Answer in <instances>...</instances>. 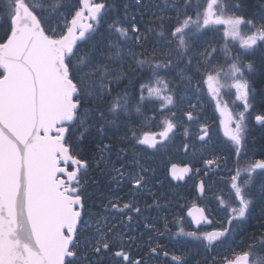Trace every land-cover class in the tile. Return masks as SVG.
Returning a JSON list of instances; mask_svg holds the SVG:
<instances>
[{
    "label": "snow or ice",
    "instance_id": "snow-or-ice-1",
    "mask_svg": "<svg viewBox=\"0 0 264 264\" xmlns=\"http://www.w3.org/2000/svg\"><path fill=\"white\" fill-rule=\"evenodd\" d=\"M171 3L173 10L183 11L184 19L165 38L176 41L175 47H169L165 53H161V48L166 45L151 39L153 34L164 37L165 20L152 0H135L147 17L142 28L112 26L119 37L127 39L129 32L133 33L131 39L138 51L125 44L127 52L119 39L106 46L93 42L94 25L100 24L106 7L102 2L92 4L90 0H82L83 6L72 19L64 18L63 28L53 26L64 6L63 0H40L38 5L31 6L25 0L0 3V10L6 13L10 24L9 34L0 42V264H113V258L119 264H145L143 258L130 256L137 238L125 231L133 222V215L128 213L143 215L138 202L109 199L103 205L104 212L93 213L86 207L83 183L89 170L95 168L101 172L111 169L114 173L111 179L117 184L127 179L134 189L133 195L147 187L149 169L138 158L133 157L134 168L129 170L130 166L123 163L116 167L113 155L121 160L138 145L153 150H158L159 145L162 149L177 127L172 109L183 97L176 96L177 90L170 87L174 81L165 79L161 70L175 73L181 82H186V87L191 86L197 73H202V82L208 84L213 94L223 87L220 81L223 67L211 63L216 48L207 41L203 51L195 47L203 39L198 34H215L221 25L225 58H229V38L232 42L238 40L242 50L231 57L233 62L226 75L231 80L228 86L235 89L236 100L242 102L244 111L237 113L232 121L235 127L226 135L237 156L245 147L246 113L253 107L256 95L246 76L253 73L254 64L250 59L244 63L241 57H255L259 52L260 64L264 65V13L258 17L247 15L243 0L240 3L171 0ZM124 10L127 13V5ZM188 10L194 11L195 19L187 15ZM85 11L91 23L83 22ZM242 28L247 29L246 34H242ZM89 43L91 49L81 48V44ZM173 54L177 62L173 61ZM135 73L141 74L139 81H134ZM124 83L133 84L138 90L136 114L144 115L145 101L158 104L153 109L155 113L169 112L159 140L155 134H138L130 127L129 93L121 88ZM189 108L191 111L183 115L191 121L196 105L190 104ZM155 118L153 115L149 119ZM255 121L264 125V114L256 115ZM202 132L200 139L204 140L207 128H202ZM206 163L211 165L215 160ZM257 169L264 170V160L243 169L248 173L243 186L237 183L240 169L232 177L238 206L231 207L227 227L198 235L185 232L181 225L177 235L190 236L206 249L227 237L234 222L251 215L254 200L248 182ZM190 171L185 168L178 175L173 165L171 175L183 179V173ZM203 190L201 182V193ZM153 203L158 207L155 198ZM150 208L152 205L145 204L144 211ZM198 211L207 220L204 209ZM120 216L125 219H119ZM193 219L199 225L200 219L195 216ZM144 227L152 225L145 222ZM164 227L168 230L167 223ZM257 243L264 249V234ZM158 247L149 244L148 256L157 255ZM256 251L252 249L253 253ZM109 254L111 257L105 259ZM249 256L250 253H244L237 260L249 264ZM173 260L185 264L181 256H173ZM251 264H264V255H253Z\"/></svg>",
    "mask_w": 264,
    "mask_h": 264
},
{
    "label": "rangeland",
    "instance_id": "rangeland-1",
    "mask_svg": "<svg viewBox=\"0 0 264 264\" xmlns=\"http://www.w3.org/2000/svg\"><path fill=\"white\" fill-rule=\"evenodd\" d=\"M25 1L30 6L33 4L38 5L40 2V0ZM81 2L82 0H63L64 6L57 20L53 21V26L59 25L60 28H63L65 24L64 18L66 17L70 21L75 12L80 9ZM200 2L203 3V0H200ZM0 3H2V0H0ZM152 4L159 6V14L163 15L165 20L163 28L164 37L153 34L151 39L154 43L166 45L161 48V53H165L169 47H175L176 45V41L165 38L183 21L184 13L183 11L177 12L173 10L171 0H152ZM193 8H195V4ZM187 15L195 19L193 10H188ZM129 22L127 17H115L112 16L111 11L106 10L101 15L100 24L98 26L95 25V32L92 34L93 42L99 41L106 46L111 41L119 39L122 47L126 44L128 47H132L134 51H138V48L134 46V41L131 39L133 33L129 32V38L125 39L124 37H119L112 30L113 25L128 28L130 27ZM219 29L220 31L215 34L211 32L207 35H203L202 33L198 34L203 39L195 47L203 51V47L206 46L204 41H207L212 47L216 48L217 51L213 53V61L211 63H213L214 67H223V73L220 77L223 87L217 86L219 87V91L213 94L208 84L202 82V73H197L192 79L191 86L186 87V82H181L175 73L167 74L165 70H161V75L165 79L174 81V84L170 85V87H174L177 90L176 96L183 97L177 103L176 107L172 109L176 113L174 122L177 127L173 133H170V138L165 141V147L162 149H160L159 145L158 150L138 145L134 150L127 151V154L121 160H117L115 155H113L116 167H120L123 163L130 166L129 170H133L134 168L133 157L138 158L140 164L149 169L147 174L149 183L147 187L133 195L134 189L131 188L127 179L119 184L112 181L111 177L114 173L111 172V169L105 172L97 169L98 176L95 168L90 169L87 181L83 183L82 193L85 198V203L86 201L88 202L87 208H90L93 213L104 212L103 205L109 199L122 202H129L135 199L138 202L143 211V215L137 217L133 213H128L129 215H133V222L131 227L126 228L125 231H130L137 238L136 244L132 245L130 254L132 252V257L135 259L143 258L145 264H177V261L173 260V256H181L185 264H214L215 262L223 261L231 255L243 252L245 250L244 248H247V252L253 255H260L256 254V252L253 253V248H249V246L244 244L242 229L248 217L243 221L234 222L230 234L209 249H206L200 241L190 236L177 235L181 225L185 232H196L198 235L221 231L227 227L226 221L230 217L231 207L238 206L235 189L232 187V177L236 176L237 169H240L237 183L243 186L244 182L248 179V173L243 169L248 164L255 162L253 150L251 147H248L252 133L251 118L257 114L262 115L264 113H260L254 107V104L246 113V144L241 149L239 156H237L235 146L226 135V132L235 127L232 121L236 118L237 113L244 111V109L242 102L236 100L235 89L228 86L231 80L226 74L229 71L230 64L233 62L231 57H235L242 50L237 40L236 43L238 46L236 52L231 53V42H228L230 52L228 53L229 58L226 59V54L223 51L225 41L222 38L224 26H219ZM9 31L10 24L6 13L0 10V39L4 41ZM241 31L242 34L247 33V29L242 28ZM128 47H124L125 52L128 51ZM81 48L91 49L92 44H83ZM192 54L195 58V54ZM241 59L244 63H247L244 61L245 58L243 56ZM173 61L177 62L174 54ZM129 63L132 62L129 61ZM212 74L215 75L214 72ZM133 75L134 81L140 80V73ZM246 76L250 80V74L246 73ZM138 95L137 88L135 93L131 91L129 94L130 115L127 118L131 121L130 127L136 130L138 134L162 132L164 130L163 121L169 118V112L163 110L162 113H155L153 109L158 104L145 101L147 106L143 110L144 115L140 116L136 114L134 106L137 103L135 98ZM190 104L196 105V110L193 111L194 119L191 121L183 115V113L191 111L189 108ZM153 115L156 118L154 120L149 119ZM203 125H207L210 132V139L208 141L200 140ZM123 131L122 129L120 134H123ZM111 135L112 133H109V136ZM110 142V140H105V143ZM120 147H124V145L121 144ZM209 160H215V163L209 165L206 163ZM159 162H161L160 165L158 164ZM173 162L179 164L191 163L196 173L187 183L182 185H172L171 183V186L166 187L167 192H163L168 174L166 169ZM262 172L264 170L257 169L252 175V179L248 182V189L253 200L259 199V193L255 192L253 187H259L261 179L264 184V174ZM259 175L261 178L257 177ZM199 179H204L206 182L207 192L203 199H199L195 193V187ZM115 186L118 187L116 189L117 193L114 192L112 195L108 193L110 188ZM152 194H155L154 197ZM154 198L158 201V207L153 203ZM196 203L200 204L212 214L217 212L222 218L220 222L219 219L215 220L218 217L217 213H215V218L211 224L206 225L201 230H194L185 212L187 207ZM261 203L264 207V201H261ZM145 204L152 205V208L144 211ZM256 212V208L251 210V213ZM261 212H264V209ZM119 219L123 220L125 217L120 216ZM145 222L150 223L152 227L146 229L144 227ZM165 223H167L168 230H165ZM149 244L152 247L159 246L157 248V255L148 256ZM163 252H168L169 255L165 257ZM110 257L111 254L105 257V259ZM193 257L194 261L192 262L191 258ZM200 260H202V263H200ZM113 264H119L118 260L113 258Z\"/></svg>",
    "mask_w": 264,
    "mask_h": 264
},
{
    "label": "trees",
    "instance_id": "trees-1",
    "mask_svg": "<svg viewBox=\"0 0 264 264\" xmlns=\"http://www.w3.org/2000/svg\"><path fill=\"white\" fill-rule=\"evenodd\" d=\"M96 2H104L106 5V10L111 11L112 16L115 17H127L129 25H135L138 27H143V24L147 22V17L143 14L142 10L136 6L135 0H95ZM240 3V0H236ZM116 4H118V9L123 8L122 13L116 14ZM127 5V13L124 10V6ZM243 7L245 12L249 16H259L264 13V0H243ZM103 12V13H104ZM142 17V19H141ZM231 42V53L236 52L238 44L236 42ZM260 53L257 52L255 57H249L244 59L245 62L252 60L254 64L253 73L250 74V82L255 90L256 99L253 101L254 107L260 112L264 113V65L260 64L259 61ZM2 71V70H0ZM128 89V87H126ZM261 109V110H260ZM252 133L249 139V146L253 150V158L264 159V125L257 126L255 123L251 122ZM262 131V134L260 133ZM262 143V145H261ZM84 155L88 157L89 153L85 152ZM159 165L161 162L158 163ZM264 201V199H263ZM253 208H256V213H252L247 219V223L244 225L243 233L247 237V243L249 248L257 249L256 254L264 255V249H260L257 241L264 234V212H261L264 207L259 199L256 201ZM252 226V227H251ZM194 261V257L191 258ZM216 264H222V261L216 262Z\"/></svg>",
    "mask_w": 264,
    "mask_h": 264
},
{
    "label": "water",
    "instance_id": "water-1",
    "mask_svg": "<svg viewBox=\"0 0 264 264\" xmlns=\"http://www.w3.org/2000/svg\"><path fill=\"white\" fill-rule=\"evenodd\" d=\"M90 2H91V0H90ZM85 12H87V11H85ZM84 17H85V18H84V21H83L84 23H91V21L87 19L88 14L85 15V13H84ZM155 135H156V134H155ZM156 137H157V135H156ZM207 137H208V136H206V137L204 138V140H205ZM173 165L176 166V170H177V174H178V175H180V174L182 173V170L185 169V168H189V169H191V171H190V172H187V173H183V179H174V178L172 177V175H171V169H172V166H173ZM173 165L170 167V176H171L172 179H174L175 181H179V180H181V181H185V180H186V177L189 176V175L192 173V167H191L190 165H186V166H183V167H182V166H179V165H177V164H173ZM201 182H202V181L199 182L197 188H198V193H199V195H200V196H203L204 193H205V188H204L203 192L201 193V191H200V184H201ZM199 209H201V208H199V207H197V206H194V207H191V208L188 210V212H187L188 216L192 219V221H193V225L195 226V228H199V227L201 226V224L203 223V221H204V219L201 218V213L198 211ZM189 213H192V215H189ZM194 216L200 219V223H199V225H197V223H196L195 220L193 219ZM203 216H205V213H203ZM242 256H243V255L237 256L233 261H228V262H226L225 264H229V262H231V264H243L242 261H238V260H237L238 257H242ZM249 264H251V263H250V258H249Z\"/></svg>",
    "mask_w": 264,
    "mask_h": 264
},
{
    "label": "bare ground",
    "instance_id": "bare-ground-1",
    "mask_svg": "<svg viewBox=\"0 0 264 264\" xmlns=\"http://www.w3.org/2000/svg\"><path fill=\"white\" fill-rule=\"evenodd\" d=\"M122 12H124V11H123V8L118 9V4H116L115 13H116V14H119V13H122ZM260 110H261V109H260ZM260 133L262 134V131H261ZM261 145H262V143H261ZM115 190H116L115 187H112V188H110V190L108 191V193H113ZM251 227H252V226H251Z\"/></svg>",
    "mask_w": 264,
    "mask_h": 264
},
{
    "label": "flooded vegetation",
    "instance_id": "flooded-vegetation-1",
    "mask_svg": "<svg viewBox=\"0 0 264 264\" xmlns=\"http://www.w3.org/2000/svg\"><path fill=\"white\" fill-rule=\"evenodd\" d=\"M87 204H88V202L86 201V206H87ZM131 256H132V254H131ZM116 259V258H115ZM117 260V259H116Z\"/></svg>",
    "mask_w": 264,
    "mask_h": 264
}]
</instances>
